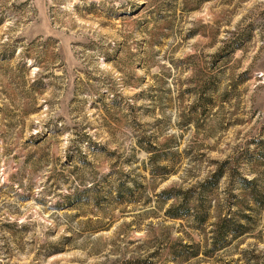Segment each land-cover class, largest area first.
Returning <instances> with one entry per match:
<instances>
[{
    "label": "rangeland",
    "instance_id": "374dc122",
    "mask_svg": "<svg viewBox=\"0 0 264 264\" xmlns=\"http://www.w3.org/2000/svg\"><path fill=\"white\" fill-rule=\"evenodd\" d=\"M0 264H264V0H0Z\"/></svg>",
    "mask_w": 264,
    "mask_h": 264
},
{
    "label": "clouds",
    "instance_id": "9594fccd",
    "mask_svg": "<svg viewBox=\"0 0 264 264\" xmlns=\"http://www.w3.org/2000/svg\"><path fill=\"white\" fill-rule=\"evenodd\" d=\"M123 0H105V3H110L114 5L116 8H119L120 3H122ZM66 7H70V5H67ZM98 75H101V73H97ZM59 99L58 96L55 94L51 97V102L53 104V107L50 108L48 115L50 118L55 120L58 116H63L64 119L60 121V123L63 125L61 127L60 132L61 135L57 136V130L55 127H51L50 129H45L44 131L49 132V135L52 137L53 142H55L57 139L59 141H62L63 144L67 147L69 145H72L75 148H79L81 151H90L91 148H86L88 145V140L83 138V132L81 131V128L84 124H88V127H92V123H90L88 120L83 119L85 115H88L87 108L88 104L91 103V99L88 97H81V100H87L88 104L84 105V111L81 113H73L72 115H68V109L66 107V101H62L60 104H56L55 101ZM73 116L76 118L73 119ZM99 121L97 120L96 123ZM76 127H73V126ZM40 129H37L39 131ZM86 131V129H85ZM123 131H128L127 129H123ZM76 133V135H73V133ZM99 134V133H97ZM91 135V133H89ZM119 136V134H117ZM77 136L81 137V140L77 139ZM93 139H96L95 136L92 137ZM103 139V138H102ZM119 139H123V137H119ZM119 139L117 140V143H119ZM81 164H83V160L80 161ZM94 163H96L94 161ZM104 171H107V168L104 169ZM61 190H65L62 186Z\"/></svg>",
    "mask_w": 264,
    "mask_h": 264
}]
</instances>
